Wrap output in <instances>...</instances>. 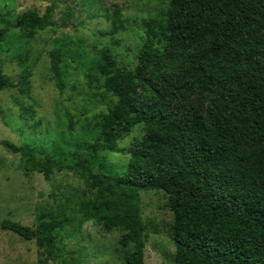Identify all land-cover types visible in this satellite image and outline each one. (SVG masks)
I'll list each match as a JSON object with an SVG mask.
<instances>
[{
    "label": "trees",
    "instance_id": "1",
    "mask_svg": "<svg viewBox=\"0 0 264 264\" xmlns=\"http://www.w3.org/2000/svg\"><path fill=\"white\" fill-rule=\"evenodd\" d=\"M74 2L80 9H94L92 0ZM53 10L54 4L41 15L26 11L13 18V9L0 8V44L9 27L27 39L37 30L55 28ZM99 16L110 23L101 35L124 28L119 8ZM142 33L136 70L119 64L107 45H94L85 54L89 69L102 77L103 91L116 98L92 117L67 114L69 128H97L88 157L61 163L35 146L1 142L43 174L68 170L91 175L94 161L108 166L99 158L101 147L121 151L126 163L116 176L110 207L93 208L99 194L76 191L65 199L63 217L51 215L33 228L3 219L0 228L34 240L47 251L39 264H47L51 258L63 259L67 226L74 235L93 221L105 232L121 231L123 264H144L148 231L140 191L158 190L172 213L171 264H264V0H169L143 19ZM59 60L57 50L49 51L52 78L61 90ZM136 81L143 95L131 105L126 95ZM11 87L27 94L30 71L23 69L13 83L0 62V90ZM170 105L173 110H166ZM134 128L139 134L119 148Z\"/></svg>",
    "mask_w": 264,
    "mask_h": 264
},
{
    "label": "rangeland",
    "instance_id": "2",
    "mask_svg": "<svg viewBox=\"0 0 264 264\" xmlns=\"http://www.w3.org/2000/svg\"><path fill=\"white\" fill-rule=\"evenodd\" d=\"M169 0H92L94 9L79 8L74 0H0L1 9H13V18L26 11L43 14L54 4L51 19L55 28L37 30L32 38L8 28L0 44V62L4 75L17 83L23 69L30 71V89L21 95L18 87L0 90V221L9 219L22 225L35 227L51 215L66 214L70 193L96 192L100 198L93 208H108L112 203L113 187L117 174L125 168L126 156L121 151H108L101 147L100 160L108 166L100 167L94 161L91 175L68 170L38 172L23 155L12 153L1 142L8 140L16 145L35 146L51 154L61 163L74 162L89 156L98 131L92 125L69 128L67 114L80 113L92 117L104 110L116 98L102 89V77L89 69L86 53L92 46L107 45L119 64L132 70L137 68L136 53L142 42V21L154 16ZM119 8L124 28L113 35H101L110 29V23L99 16L105 10ZM72 10V11H71ZM89 14H95L90 18ZM3 28L0 24V30ZM117 41L118 44H115ZM60 55L59 71L62 89L52 78L49 51ZM144 73L140 70L139 76ZM140 82L136 81L126 95L135 105L142 97ZM189 101L203 109L195 96ZM184 101V99H181ZM174 105L166 107L173 110ZM23 109L28 115H23ZM134 128L120 140L119 148L130 144ZM48 177V179L45 178ZM165 197L158 190H141V219L148 231L144 249V264H171L174 246L170 239L171 211L165 207ZM64 239L66 253L62 260L51 258L47 264H123L118 244L120 230L105 232L93 221H86L80 232ZM47 254L34 240H25L0 228V264H39Z\"/></svg>",
    "mask_w": 264,
    "mask_h": 264
}]
</instances>
